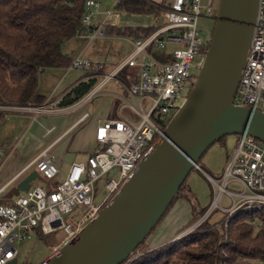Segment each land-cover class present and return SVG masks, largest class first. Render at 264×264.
<instances>
[{
  "label": "built area",
  "instance_id": "2783aa9c",
  "mask_svg": "<svg viewBox=\"0 0 264 264\" xmlns=\"http://www.w3.org/2000/svg\"><path fill=\"white\" fill-rule=\"evenodd\" d=\"M214 3L215 0H208L203 6L202 0H173L161 15L164 19L162 25L156 27L150 36L134 39L132 53L109 74L103 73L102 64L83 60L81 56L72 60L70 70L94 73L85 79H101L99 86L97 84L73 106L55 110L45 106L0 107L7 112L65 114L88 105L105 83L114 82L122 90L121 94L114 95L117 102L115 115L97 124V146L86 163L75 160L67 174L62 176V181L51 189L32 187L31 184L27 192H21L10 204L0 205V264H9L17 259V243L31 240L38 233L48 236L63 230V245L73 240L97 216L100 208L119 193L125 181L159 141L165 126L162 118L178 110L179 98L188 90L190 93L194 86L196 71L201 69L208 50L200 38L198 20L203 10L209 18L216 19L218 6ZM99 5L97 0L86 1L83 26L78 36L89 43L107 38L106 25L92 23L93 12ZM169 45H177L178 48L167 49ZM126 69L130 71L120 78ZM233 104L264 113V0H259L254 32ZM90 118L88 113L83 114L11 182L32 169L49 182L62 175L51 151ZM54 129H48L44 136H49ZM115 168L119 170L118 178L107 180L105 197L100 205H95L96 182ZM207 177L212 184V201L188 232L196 229L217 209L227 213L228 222L242 210L264 207V143L248 134L240 135L222 176L218 180ZM231 181L238 182L243 187L242 191L227 190ZM9 185L0 188V200ZM224 194L231 199L228 208L221 203Z\"/></svg>",
  "mask_w": 264,
  "mask_h": 264
},
{
  "label": "water",
  "instance_id": "95a60500",
  "mask_svg": "<svg viewBox=\"0 0 264 264\" xmlns=\"http://www.w3.org/2000/svg\"><path fill=\"white\" fill-rule=\"evenodd\" d=\"M259 0H219L203 65L185 103L159 141L97 216L41 264H124L146 241L208 149L229 135L264 143V113L233 100L251 44ZM159 18L156 27L163 23ZM76 159L68 154L65 162ZM32 171L17 185L27 192ZM14 259L9 264H17Z\"/></svg>",
  "mask_w": 264,
  "mask_h": 264
},
{
  "label": "trees",
  "instance_id": "16d2710c",
  "mask_svg": "<svg viewBox=\"0 0 264 264\" xmlns=\"http://www.w3.org/2000/svg\"><path fill=\"white\" fill-rule=\"evenodd\" d=\"M86 1L0 0V107L37 108L45 104L46 97L39 89L40 75L48 69L70 67L72 59L64 48L82 29ZM116 8L130 15L160 18L167 7L153 0H119ZM155 30L156 27H109L107 33L137 39L148 37ZM129 71L124 70L119 77L124 78ZM92 74L87 73L86 77ZM98 82L96 77L84 79L58 101V108L73 106ZM9 115L0 110V125ZM186 183L187 180L174 201L188 200L194 207L195 222L207 211L213 190L210 203L199 209ZM16 193L19 196L17 189ZM11 200L3 199L0 205H8ZM227 216L218 224H210L209 217L188 235L127 264H264V207L242 210L228 222ZM48 236L38 233L44 240Z\"/></svg>",
  "mask_w": 264,
  "mask_h": 264
},
{
  "label": "rangeland",
  "instance_id": "374dc122",
  "mask_svg": "<svg viewBox=\"0 0 264 264\" xmlns=\"http://www.w3.org/2000/svg\"><path fill=\"white\" fill-rule=\"evenodd\" d=\"M207 1L208 0H202V5L205 6L207 4ZM113 2L114 4L109 7V9L113 13V26H118L119 24L127 25L135 23L133 22L136 21L135 19H146L141 18L140 16L126 14L124 12H121L120 10H117L116 0H113ZM214 4L215 6H218L219 0H215ZM214 23L215 20L209 18L205 10H203L201 17L198 20V30L200 32V38L202 39L206 47H208L211 40ZM112 36L113 35L107 34V37ZM121 38L123 39L117 40L115 42H110L106 45H104L103 43H93L91 46L92 48H89L85 55H83L81 58L86 61L102 64L103 67H105V73L109 74L116 66L126 60L132 53L133 48L131 43H129L128 41V37ZM176 48H178L177 45L167 46V49L170 50H175ZM66 50L67 49L64 48V52ZM68 52L71 53L70 51ZM69 57H72V60H74L75 58L79 57V54H71L69 55ZM68 70L69 67L55 69L51 72L49 69L46 70L44 74H41L39 80V89L41 94L48 96L51 92H53L52 96L54 97V99L59 98L86 78V72L76 70H71L69 72ZM199 72L200 70L196 71L197 76ZM99 82H101V79L99 80ZM121 91L122 90L117 85H115L114 82H109L103 88L101 94L93 101H91L87 106L71 112H67L65 114H36V122H32L33 116L30 117L27 115H23V113L26 112H9L10 115L6 118L4 123L0 125V182L4 179L5 174L7 173V165L9 163H12L14 165L16 156L22 155L21 153L23 152L27 141L30 139V137H32L35 131L36 147L48 146L61 133V124L66 123V126L70 125L85 113H88L93 118L97 114V111L94 110V107L96 105L98 106L100 99H102L101 103L102 106H104L102 111L104 113L105 110H107L106 108L108 107V105L110 107V102L112 104V94L122 93ZM189 94L190 93L188 90L181 95L177 103L178 108L182 107ZM178 110H174L170 116L162 118L165 123V128L173 119ZM52 127L58 130L49 138H44L43 135L45 131L48 128ZM92 129V122L88 125H83L72 132L64 140H62L56 147H54L51 151V154L54 157L56 164L58 166H62V175H59L51 182L43 179L42 177H39L32 183V187L41 186L44 189H51L54 185L60 183L62 181V176H65L67 174L70 167V165L64 162L63 150L67 148L70 149L72 148V146H75V144L77 146V144L79 143L78 145H80L82 148L80 151L76 152V162L86 163L88 157L94 152L97 146L93 137ZM238 140L239 135H229L216 142L208 149V151L200 160L199 169H195L190 173L186 184L191 189L192 197L194 201L197 202L196 205L199 207V209L207 206L210 203V195L212 191L211 181L203 172L218 180L223 174L229 161L230 155L237 145ZM10 155L11 158H9ZM118 173L119 170L115 168L110 172L109 175L103 176L96 182L94 187L95 205H100L105 197V184L107 180L117 179ZM17 185L18 183H14L7 190L6 195L12 194L14 196H17ZM242 189L243 187L236 181H231L227 186V190L232 192H240L242 191ZM215 192L217 191L215 190ZM19 193L22 194L20 191ZM221 203L223 207L228 208L231 206V199L224 194ZM226 215L227 213L221 211L220 209H217L211 214L209 222L210 224H218ZM193 218V205H191L190 202L184 198L176 199L167 213L164 215V218L162 219L160 224L134 253L131 261L137 259L146 252L153 251L151 246L158 244L160 240L165 241V239L172 233L176 234L179 231L185 232L181 237H184L191 233L188 231L196 223V221L193 222ZM65 219H67L66 216ZM63 237V230H57L56 232L49 235L46 240L35 236L31 240H24L20 243H17V249L19 252L17 264L43 263L61 248V246L63 245ZM169 243L170 242H167L163 245H167Z\"/></svg>",
  "mask_w": 264,
  "mask_h": 264
},
{
  "label": "crops",
  "instance_id": "0c3cea01",
  "mask_svg": "<svg viewBox=\"0 0 264 264\" xmlns=\"http://www.w3.org/2000/svg\"><path fill=\"white\" fill-rule=\"evenodd\" d=\"M97 1H99V3H100V5H99V7L96 9V10H94V12H93V15H92V23L94 24V25H97V24H102V23H104V25H106V28L108 29L109 27H116V28H127V27H130V28H148V27H156V25L158 24V22H159V18H156V17H154V16H140V15H133V16H140L141 18H146V19H135L136 21H133V22H135V23H131V24H127V25H121V24H119L118 26H113L114 25V22H112V15H113V13H112V11L109 9V7L111 6V5H113L114 4V2H113V0H97ZM118 1L119 0H116V3H118ZM154 2H156V3H158V4H162V5H164L165 7H169L171 4H172V2H173V0H153ZM117 9V8H116ZM118 10V9H117ZM110 12V14H108ZM121 37H123V36H117V35H113L112 37H107V38H105V39H102V40H96V41H93V42H87L84 38H82V37H76V38H74L73 40H71L70 42H68L66 45H65V48L67 49L64 53L66 54V55H71V54H74V55H76V54H79V56H83V55H85V53L87 52V50L89 49V48H92L91 46H92V44L93 43H103L104 45H106V44H109L110 42H115V41H117V40H122L123 38H121ZM135 38H133V37H128V41H129V43H132V41L134 40ZM94 50H95V48H94ZM68 51H70L71 53H69ZM68 52V53H67ZM76 53V54H75ZM92 55H93V53H92ZM74 57V56H73ZM71 59H72V57H70ZM89 58V57H88ZM95 58H97V57H95ZM91 59V58H90ZM49 70V69H48ZM52 70H55V69H50V72L52 71ZM105 67H103V73L104 74H106L105 73ZM114 70V69H113ZM112 70V71H113ZM69 72L71 71L70 69L68 70ZM46 72V71H45ZM44 72V73H45ZM43 73V74H44ZM109 83V82H108ZM115 84V83H114ZM100 85V83L98 84V86ZM107 85V83H105V84H103V85H101V87L98 89V91H97V93H96V97H98L100 94H101V91L103 90V88L105 87ZM116 85V84H115ZM118 86V85H117ZM119 87V86H118ZM120 88V87H119ZM121 89V88H120ZM122 92V91H121ZM52 93L53 92H51L48 96H45L46 97V102H45V104L43 105V106H45V107H47L48 109H50V110H55V109H58V106H57V103H58V101L65 95H63V96H61V97H59V98H56V99H54V97L52 96ZM119 94H121V93H114V94H112V96H113V99L111 98V101H112V104H111V102H110V107H109V105H108V107L106 108L107 110H105V112L103 113V108H104V106H102V99H100L99 100V104H98V106L96 105L95 107H94V110L95 111H97V114H96V116H94L93 118H92V116H91V118H90V120L87 122V123H85L84 125H88V124H90L91 122H92V124H93V129H92V133H93V137H94V140H95V134H96V128H97V124H98V122L100 121V120H106V119H108V118H110V117H112V116H114L115 115V113H116V108H115V100H114V95H119ZM95 97V98H96ZM94 98V99H95ZM103 98V97H102ZM93 99V100H94ZM92 100V101H93ZM87 106V105H86ZM99 111H100V113H99ZM23 115H27V116H33L32 117V122H36V113H23ZM39 115H41V114H39ZM78 119V118H77ZM77 119L72 123V124H70V125H67L66 126V123L65 124H61V133L59 134V136H57L56 137V139L57 138H59L60 136H62L64 133H66L72 126H73V124L77 121ZM31 122V123H32ZM48 129H51V128H48ZM47 129V130H48ZM46 130V131H47ZM58 129H54V131L49 135V136H47V137H45L44 135H45V133H44V135H43V137L44 138H49L52 134H54L56 131H57ZM45 131V132H46ZM74 132V131H73ZM70 135V134H69ZM68 135V136H69ZM67 136V137H68ZM55 139V140H56ZM64 140V139H63ZM54 141V140H53ZM61 142V141H60ZM59 142V143H60ZM52 143V142H51ZM50 143V144H51ZM58 143V144H59ZM95 143H96V141H95ZM49 144V145H50ZM57 144V145H58ZM79 144V143H78ZM77 144V146H76V144H75V146H72V148H67V149H65V150H63V153H64V162H65V159L68 157V154H70V153H74L75 155H76V158H77V151H80L82 148H81V146L80 145H78ZM48 145V146H49ZM56 145V146H57ZM97 145V144H96ZM55 146V147H56ZM45 148H47V146H45V147H41V146H38V147H36V131L34 132V134L32 135V137H30V139L27 141V143H26V145H25V147H24V149H23V152L21 153L22 155L21 156H16V160H15V162H14V165L12 164V163H9L8 165H7V168H8V170H7V173L5 174V177H4V179L0 182V188L1 187H3V186H5V185H7V184H9L10 183V185L7 187V189H6V191H5V193H4V197H3V199H7V200H10V199H13V198H15V196L14 195H12V194H7L6 195V192H7V190L14 184V183H19L24 177H26L29 173H31L32 171H33V169L31 170V171H29L28 173H26V174H24V175H22V176H20L17 180H15L14 182H11L16 176H18V174H20L21 173V171H23V169L34 159V158H36V156L41 152V151H43ZM96 149V148H95ZM95 151V150H94ZM9 158H11V155H10V157ZM76 160V159H75ZM66 163V162H65ZM67 164V163H66ZM59 168H60V171H61V174H62V166L60 165L59 166ZM206 176L208 175L207 173H205V172H203ZM209 176V175H208ZM222 176V175H221ZM220 176V177H221ZM191 229V228H190ZM185 232H177L176 234L175 233H172V234H170L166 239H165V241H161L160 240V242L158 243V244H156V245H154V246H151L152 247V249L153 250H155V249H157V248H155V247H161L163 244H165V243H167V242H171V241H174V240H176L177 238H179V237H181L183 234H184ZM164 246V245H163Z\"/></svg>",
  "mask_w": 264,
  "mask_h": 264
}]
</instances>
